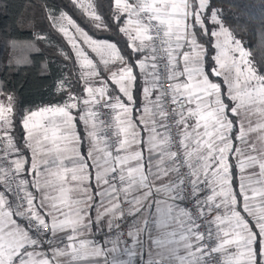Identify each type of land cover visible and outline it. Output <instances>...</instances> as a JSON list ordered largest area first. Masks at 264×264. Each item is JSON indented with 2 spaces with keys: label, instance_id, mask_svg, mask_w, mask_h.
Here are the masks:
<instances>
[{
  "label": "snow or ice",
  "instance_id": "1",
  "mask_svg": "<svg viewBox=\"0 0 264 264\" xmlns=\"http://www.w3.org/2000/svg\"><path fill=\"white\" fill-rule=\"evenodd\" d=\"M69 3L89 25L46 17L82 93L60 80L61 103L17 114L0 84V264H264V68L222 10L111 0L105 18ZM95 106L114 113L112 138Z\"/></svg>",
  "mask_w": 264,
  "mask_h": 264
},
{
  "label": "trees",
  "instance_id": "2",
  "mask_svg": "<svg viewBox=\"0 0 264 264\" xmlns=\"http://www.w3.org/2000/svg\"><path fill=\"white\" fill-rule=\"evenodd\" d=\"M93 3L97 13L106 18L111 0ZM212 3L222 10L221 18L242 41L253 65L264 68V0H212ZM73 9L69 0H0V84L5 92L14 95L17 114L61 103V94L57 92L60 80H65V86L78 95L82 93L84 86L78 79L76 62L65 60L59 52L63 48L71 55L70 49L46 17L48 10H65L81 23L82 13ZM89 23L83 18L81 26ZM37 34L48 39L37 41L34 39ZM76 125L82 133L79 120ZM14 128L12 135L21 141L25 133L19 123Z\"/></svg>",
  "mask_w": 264,
  "mask_h": 264
},
{
  "label": "built area",
  "instance_id": "3",
  "mask_svg": "<svg viewBox=\"0 0 264 264\" xmlns=\"http://www.w3.org/2000/svg\"><path fill=\"white\" fill-rule=\"evenodd\" d=\"M163 83H164V86L167 87L171 83V81L168 79H164ZM94 110L99 113L97 120H98V126L100 129L102 138L105 136H107L108 138H112L113 133L115 131L113 113L110 110L105 109L101 106H95ZM169 111H170V108H169ZM173 150H176V149L173 148ZM130 220L131 218H126V222L121 225V230L124 231L125 233L128 230L127 223L130 222ZM112 235H115V233H112ZM98 237H99V234L97 237H92V238H98ZM125 239H127V237H125ZM218 258L219 257L217 254V259Z\"/></svg>",
  "mask_w": 264,
  "mask_h": 264
},
{
  "label": "crops",
  "instance_id": "4",
  "mask_svg": "<svg viewBox=\"0 0 264 264\" xmlns=\"http://www.w3.org/2000/svg\"><path fill=\"white\" fill-rule=\"evenodd\" d=\"M83 84V83H82ZM32 110H35V108L34 109H32ZM75 115H76V113H75ZM113 117H114V113H113ZM80 122V121H79ZM96 124H97V122H96ZM80 125H81V130L83 131V124H82V122H80ZM98 125V124H97ZM77 131L78 132H80L79 130H78V128H77ZM97 131H98V133L100 134V137L102 138V136H101V132H100V129H99V126L97 127ZM141 135L142 136H144L145 134L143 133V131L141 132ZM101 147H103V145L101 144ZM87 151V143H86V141H85V143L83 144V146L81 147V152H86ZM144 151H145V155H147V149H146V147H145V149H144ZM90 171L91 172H93V174H94V169H90ZM257 171H258V169H257ZM93 185L95 184V180H94V178L90 181ZM259 186V185H258ZM95 189H93V191H94ZM89 238H92V237H89ZM142 239H146V237H142ZM130 243H131V241L129 240V245H130ZM109 247L111 246V245H108ZM147 249V244H145V250ZM120 258L121 259H127V257H126V255H124L123 253H121L120 254ZM134 259V264H139V257H135V258H133ZM144 259H147V256L145 255L144 256Z\"/></svg>",
  "mask_w": 264,
  "mask_h": 264
},
{
  "label": "rangeland",
  "instance_id": "5",
  "mask_svg": "<svg viewBox=\"0 0 264 264\" xmlns=\"http://www.w3.org/2000/svg\"><path fill=\"white\" fill-rule=\"evenodd\" d=\"M91 2L93 3V0H91ZM93 5H94V3H93ZM76 65H77V69H78V74H79V67H78V64L76 63ZM83 83V82H82ZM84 86V85H83ZM67 88V87H66ZM84 98H86V93H84L82 96H81V99H84ZM54 105V104H53ZM45 106H49V105H41V106H39V107H37V108H35V110H38L39 108H41V107H45ZM75 113H76V111L74 110V115H75ZM254 120H255V118H254ZM97 122V124H98V120H97V118H95V123ZM254 138V137H253ZM70 166V165H69Z\"/></svg>",
  "mask_w": 264,
  "mask_h": 264
}]
</instances>
